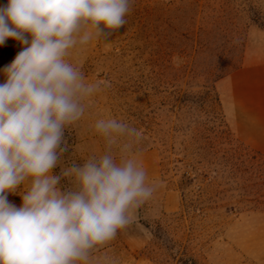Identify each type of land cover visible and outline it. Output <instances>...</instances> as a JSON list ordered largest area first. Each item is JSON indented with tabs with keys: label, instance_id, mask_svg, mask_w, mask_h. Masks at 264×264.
<instances>
[{
	"label": "rangeland",
	"instance_id": "1",
	"mask_svg": "<svg viewBox=\"0 0 264 264\" xmlns=\"http://www.w3.org/2000/svg\"><path fill=\"white\" fill-rule=\"evenodd\" d=\"M125 19L120 29L69 50L66 59L100 89L67 126L73 145L63 163L103 155L106 140L94 125L115 118L140 133L131 155L155 191L130 210V223L114 239L91 250L88 264H264V153L252 144L251 130L249 140L238 133L223 85L234 69L262 59L264 0H133ZM241 40L238 58L233 46ZM23 47L7 38L0 69ZM223 71L214 82L221 111L247 149L228 141L213 103L203 113L200 105L175 101L204 93ZM114 154L119 162V150ZM62 184L72 187L67 179ZM8 200L22 206L17 193Z\"/></svg>",
	"mask_w": 264,
	"mask_h": 264
},
{
	"label": "clouds",
	"instance_id": "2",
	"mask_svg": "<svg viewBox=\"0 0 264 264\" xmlns=\"http://www.w3.org/2000/svg\"><path fill=\"white\" fill-rule=\"evenodd\" d=\"M132 2L8 0L0 6V45L9 37L24 45L0 69L6 77L0 83V264H88L91 250L114 239L130 223V210L152 197L155 185L131 155L140 133L123 121L95 122L106 140L103 155L63 163L65 128L82 118L86 99L100 89L66 59L69 50L120 29ZM120 137L129 140L121 145ZM66 179L71 188L62 184ZM9 193L19 194L22 206Z\"/></svg>",
	"mask_w": 264,
	"mask_h": 264
},
{
	"label": "crops",
	"instance_id": "3",
	"mask_svg": "<svg viewBox=\"0 0 264 264\" xmlns=\"http://www.w3.org/2000/svg\"><path fill=\"white\" fill-rule=\"evenodd\" d=\"M259 56V61L234 69L223 85L228 89L238 133L249 140L251 130L252 144L264 153V54Z\"/></svg>",
	"mask_w": 264,
	"mask_h": 264
},
{
	"label": "trees",
	"instance_id": "4",
	"mask_svg": "<svg viewBox=\"0 0 264 264\" xmlns=\"http://www.w3.org/2000/svg\"><path fill=\"white\" fill-rule=\"evenodd\" d=\"M233 50H234V53H235V56H238V58H241L242 55H243V52H244V41L241 40L239 42H236L233 46ZM225 71H223V73L217 75V77L211 82L209 83L208 85H205V87L207 88V90L202 93H196L194 95H191V94H185L184 97L182 98H175V101L176 100H179L182 102L183 106H188V105H194V104H197L199 107H201V110L203 113H205L206 111H204L205 109V106H208V103H213L214 105V108L218 111L216 112V114H218L219 116V119H220V125L224 127V130H223V133H225L227 136L226 138L228 139V141L231 143V142H237V143H240V145H243L238 139L234 138L231 130L229 129L226 121L224 120V116L222 114V111H221V102H220V98L215 90V86H214V82L221 78L223 75H225L224 73ZM191 95V96H189ZM184 101V102H183ZM186 103V104H185ZM188 103V104H187ZM181 104V105H182ZM195 109H198L195 107ZM71 132L68 130V128L66 127L65 128V138L67 140V146H68V151L65 153V155L71 151L72 149V145H73V138L72 136H68V134H70ZM244 146V145H243ZM244 148L247 149L246 146H244ZM64 155V156H65Z\"/></svg>",
	"mask_w": 264,
	"mask_h": 264
}]
</instances>
